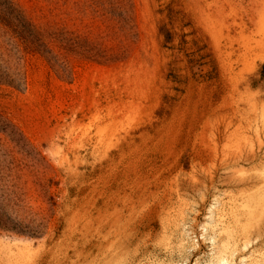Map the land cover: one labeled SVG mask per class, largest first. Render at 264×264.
Returning a JSON list of instances; mask_svg holds the SVG:
<instances>
[{"label":"rangeland","instance_id":"rangeland-1","mask_svg":"<svg viewBox=\"0 0 264 264\" xmlns=\"http://www.w3.org/2000/svg\"><path fill=\"white\" fill-rule=\"evenodd\" d=\"M0 264H264V0H0Z\"/></svg>","mask_w":264,"mask_h":264}]
</instances>
